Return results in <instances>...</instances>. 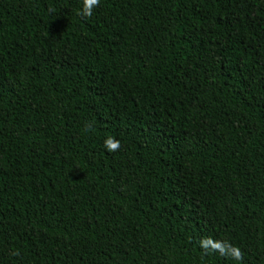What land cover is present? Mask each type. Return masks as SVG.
<instances>
[{
  "label": "trees",
  "instance_id": "obj_1",
  "mask_svg": "<svg viewBox=\"0 0 264 264\" xmlns=\"http://www.w3.org/2000/svg\"><path fill=\"white\" fill-rule=\"evenodd\" d=\"M81 8L0 0V264H264V0Z\"/></svg>",
  "mask_w": 264,
  "mask_h": 264
},
{
  "label": "clouds",
  "instance_id": "obj_2",
  "mask_svg": "<svg viewBox=\"0 0 264 264\" xmlns=\"http://www.w3.org/2000/svg\"><path fill=\"white\" fill-rule=\"evenodd\" d=\"M101 0H82V8L78 15L82 17H91L94 10L100 6ZM107 151L115 152L121 147L120 140L113 136H108L104 141ZM199 246L204 254L218 252L221 256L230 257L235 261L242 262L244 259L241 249L228 240H218L212 237H205L199 241Z\"/></svg>",
  "mask_w": 264,
  "mask_h": 264
}]
</instances>
